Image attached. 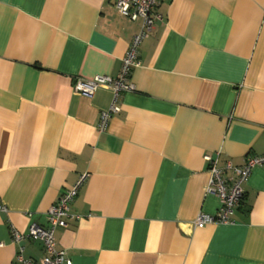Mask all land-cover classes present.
I'll use <instances>...</instances> for the list:
<instances>
[{"label":"crops","instance_id":"1","mask_svg":"<svg viewBox=\"0 0 264 264\" xmlns=\"http://www.w3.org/2000/svg\"><path fill=\"white\" fill-rule=\"evenodd\" d=\"M139 49L135 90L100 130L114 92L75 91L115 76L141 19L110 0H0V264H19L12 229L47 212L86 174L55 231L72 264H264V166L243 184L232 223L195 227L226 176L264 154V0H160ZM41 263V240L22 242Z\"/></svg>","mask_w":264,"mask_h":264},{"label":"built area","instance_id":"2","mask_svg":"<svg viewBox=\"0 0 264 264\" xmlns=\"http://www.w3.org/2000/svg\"><path fill=\"white\" fill-rule=\"evenodd\" d=\"M113 6L124 16L131 20L141 19V28L136 33L129 48L122 59V65L117 75H97L93 78L77 77L74 83L76 92L93 97L100 87H109L114 92L110 108L101 114L100 130L108 126L111 115L120 111L118 99L121 92L135 90L131 79L132 70L141 65L139 49L143 41L154 29L157 19L161 16L155 12L160 0H110ZM209 162L210 178L206 192L220 198L221 206L217 213L210 214L201 212L193 221L195 227H203L207 224L232 223V215L240 206L244 189L243 184L249 179L253 169L264 166V154L249 155L241 165H233L228 162L227 168L232 170V176H226L225 169L219 167L217 159L211 155L206 156ZM86 179L83 174L66 192L59 201L53 204L47 212L48 224L46 226L33 223L28 232L23 233L15 228L12 229L13 242L19 244V264H72L66 250L58 249L55 240V231L59 226H67L70 220L79 219L80 215L71 211V204L79 193ZM26 239L41 240L44 244L46 256L41 263L24 255L22 242Z\"/></svg>","mask_w":264,"mask_h":264}]
</instances>
